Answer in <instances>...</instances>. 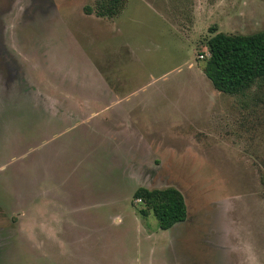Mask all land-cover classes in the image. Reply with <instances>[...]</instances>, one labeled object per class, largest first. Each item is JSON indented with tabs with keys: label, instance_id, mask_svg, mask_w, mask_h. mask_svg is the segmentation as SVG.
I'll return each instance as SVG.
<instances>
[{
	"label": "rangeland",
	"instance_id": "374dc122",
	"mask_svg": "<svg viewBox=\"0 0 264 264\" xmlns=\"http://www.w3.org/2000/svg\"><path fill=\"white\" fill-rule=\"evenodd\" d=\"M97 2L0 0V264H264L260 92L220 93L201 69L215 33L264 29V0ZM69 128L62 168L85 181L55 220L38 159ZM170 186L188 215L162 230L133 193Z\"/></svg>",
	"mask_w": 264,
	"mask_h": 264
},
{
	"label": "trees",
	"instance_id": "16d2710c",
	"mask_svg": "<svg viewBox=\"0 0 264 264\" xmlns=\"http://www.w3.org/2000/svg\"><path fill=\"white\" fill-rule=\"evenodd\" d=\"M122 0H98L97 16H114ZM85 12L92 9L87 6ZM208 56L204 57L202 71L220 93L245 97L256 87L264 105V29L250 34L217 32L207 39ZM264 185V175L262 177ZM134 199H141L149 209H140L142 215L152 212L162 230L184 221L188 207L184 194L176 187L147 189L138 187Z\"/></svg>",
	"mask_w": 264,
	"mask_h": 264
},
{
	"label": "crops",
	"instance_id": "0c3cea01",
	"mask_svg": "<svg viewBox=\"0 0 264 264\" xmlns=\"http://www.w3.org/2000/svg\"><path fill=\"white\" fill-rule=\"evenodd\" d=\"M109 106H111L110 102L107 105V107L102 109V112H103L102 114H104V113L109 114V115L111 114V118L109 116L108 120H109V122H112L115 119V117L120 114V111H117V110H115L114 107H109ZM118 108H120V110H121L122 107H118ZM86 123H85V125H88ZM82 124H84V123H82ZM84 127L89 129V126H84ZM76 128L75 129L69 128V129L63 130L60 134L55 135L56 140H58V137L60 140L57 143V145H56V142L53 143L56 151L54 150L53 152L51 151V153H48L49 154L48 157L45 154H43V155L39 154L38 161L41 164L39 168L42 169L44 176H45V172L50 170V166H53V172H54L53 182L56 184V186L53 187V190L52 189L46 190L45 188H43V190L40 191V195L42 198L44 197L43 200L45 198H49L50 200L53 199V210H54L53 218L55 220H57V217H58V216H56V213H57L56 210L58 209L57 203L61 202L62 187L68 185V186H66L67 189L72 192V189L74 188V186L80 187V182L85 181L79 176V174H77L78 170L73 172L71 169L70 172L67 173V171H65L64 168H62V165L65 163V157H67L72 151L69 149H73V147L71 146L73 141L69 140V139H71L73 137L74 133L77 131ZM90 130H91L90 134H92V129H89V131ZM121 135L122 134L120 132H118V133L117 132L116 133L111 132L110 134L107 135V137H103V140L101 139V137L99 138L101 141H104L103 146L106 148V150H104V154H103L104 158H102L103 161L114 162L117 159L116 158L117 155L116 154L114 155V150H113L114 144H112V142H113L112 140L116 137L121 136ZM67 140L70 142L69 145L64 144V142H66ZM47 142H49V141L44 139V142L41 144L40 147L41 148L43 147V149H44ZM41 151H42V149H41ZM75 152H77V151H74V153ZM82 186H83V183H82ZM82 189L84 190V188H82ZM41 219H43V220L39 224V226L43 227L42 229L44 230V234H45L46 218H44V216H43ZM54 223H55V221H54ZM23 237L24 236H22L21 238H23Z\"/></svg>",
	"mask_w": 264,
	"mask_h": 264
},
{
	"label": "built area",
	"instance_id": "2783aa9c",
	"mask_svg": "<svg viewBox=\"0 0 264 264\" xmlns=\"http://www.w3.org/2000/svg\"><path fill=\"white\" fill-rule=\"evenodd\" d=\"M200 57L202 58V57H204V55H200Z\"/></svg>",
	"mask_w": 264,
	"mask_h": 264
}]
</instances>
